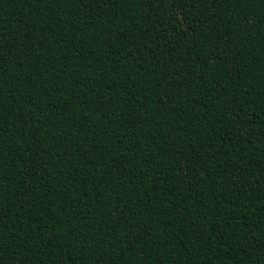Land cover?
I'll return each instance as SVG.
<instances>
[{"label":"trees","instance_id":"16d2710c","mask_svg":"<svg viewBox=\"0 0 264 264\" xmlns=\"http://www.w3.org/2000/svg\"><path fill=\"white\" fill-rule=\"evenodd\" d=\"M0 264H264V0H0Z\"/></svg>","mask_w":264,"mask_h":264}]
</instances>
